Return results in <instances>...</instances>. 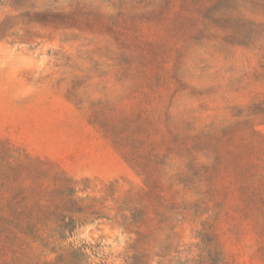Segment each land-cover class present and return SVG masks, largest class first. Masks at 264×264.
Masks as SVG:
<instances>
[{
  "label": "rangeland",
  "instance_id": "obj_1",
  "mask_svg": "<svg viewBox=\"0 0 264 264\" xmlns=\"http://www.w3.org/2000/svg\"><path fill=\"white\" fill-rule=\"evenodd\" d=\"M156 3L0 0V264H264V67Z\"/></svg>",
  "mask_w": 264,
  "mask_h": 264
},
{
  "label": "trees",
  "instance_id": "obj_2",
  "mask_svg": "<svg viewBox=\"0 0 264 264\" xmlns=\"http://www.w3.org/2000/svg\"><path fill=\"white\" fill-rule=\"evenodd\" d=\"M153 13L170 20L169 30L177 39L170 51L179 54L190 50L206 49L209 55L216 50L227 52L224 44L207 48L205 40L211 33L223 35L230 43L238 44L255 52L258 62L264 67V0H156ZM182 41V43H179ZM197 50V49H196ZM162 53L147 55L146 58L163 59ZM25 210L0 209V219L8 225L20 218ZM146 214L145 209L142 212ZM71 218L64 228L73 231ZM59 232H62L59 231ZM30 245L37 244L49 253H57L58 261L64 264H87L85 246L65 245L68 237L63 234L56 239H36L30 237ZM9 239L5 238L4 243ZM158 264H162L159 261Z\"/></svg>",
  "mask_w": 264,
  "mask_h": 264
}]
</instances>
